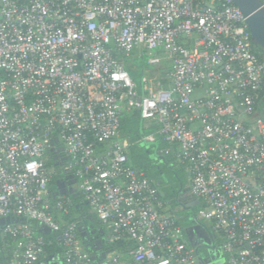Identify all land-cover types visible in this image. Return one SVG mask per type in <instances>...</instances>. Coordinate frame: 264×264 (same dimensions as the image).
<instances>
[{"label": "built area", "instance_id": "2783aa9c", "mask_svg": "<svg viewBox=\"0 0 264 264\" xmlns=\"http://www.w3.org/2000/svg\"><path fill=\"white\" fill-rule=\"evenodd\" d=\"M141 57L150 70L138 86L126 64ZM263 79L232 0H0V217L57 232L62 264H94L63 219L72 200L50 198L61 170L133 264H199L156 182L131 161L120 119L136 109L152 129L143 140L161 139L183 166L193 216L221 241L224 264H264ZM59 145L66 162L47 166ZM0 238L6 264H36L54 244L20 223Z\"/></svg>", "mask_w": 264, "mask_h": 264}, {"label": "trees", "instance_id": "16d2710c", "mask_svg": "<svg viewBox=\"0 0 264 264\" xmlns=\"http://www.w3.org/2000/svg\"><path fill=\"white\" fill-rule=\"evenodd\" d=\"M254 49L258 54L259 59L264 62V49L254 44ZM132 79L139 86V80L142 74L149 72L150 68L146 63V59L141 57L135 63L126 64ZM257 112L259 115L264 116V79L263 88L260 93V99L256 105ZM151 128L144 127V120L141 118L138 110L124 111L120 119V132L121 135L126 137L129 141V152L130 158L133 165L142 171L149 178H152L158 189L162 191V198L173 207L176 201V193L178 190H183L187 185V176L183 169V166L179 164L174 156L172 150L166 152L167 144L161 139L156 140L153 143H149L143 140V137L151 132ZM44 159L47 166L53 165L56 161L53 158L52 151L47 149L44 155ZM64 174L61 170H57L51 178L49 183L50 198L55 199L52 189L55 187V180L62 177ZM160 191V193H161ZM70 197L72 202L75 199L72 195ZM200 206L197 205V209ZM74 204L68 215L64 216V221H75L76 223L80 218L75 216ZM179 221V220H178ZM19 224V223H15ZM78 224V223H77ZM28 227H30L36 234H41L37 231L38 222L35 220H28ZM45 239H50L54 242L51 247L47 248L46 256L50 254H58L61 256L62 248L57 243V232H51L50 234L44 235ZM7 241V240H6ZM8 242V241H7ZM112 247L121 248L124 246L123 243L112 244ZM11 256V247L6 242H2L0 238V264H6Z\"/></svg>", "mask_w": 264, "mask_h": 264}, {"label": "water", "instance_id": "95a60500", "mask_svg": "<svg viewBox=\"0 0 264 264\" xmlns=\"http://www.w3.org/2000/svg\"><path fill=\"white\" fill-rule=\"evenodd\" d=\"M232 1L240 8L243 15L246 17V23L249 27L253 43L264 49V7L262 6L261 0ZM50 150L52 151L53 148L51 147ZM55 185L59 194H70L75 196L77 185L76 177L73 173H65L62 177L57 178L55 180ZM66 185L69 186L65 188ZM197 203L198 201H196V204ZM85 204H88L87 201H85ZM9 223L27 224L28 220L17 216L0 217V227H3ZM79 230H82V225L79 226ZM194 230H199L204 239H200V236L196 235ZM37 231L44 235L50 234L52 232L51 229L43 223H38ZM186 232L187 240L189 244L195 249L199 264H211V248L214 246L216 240L215 235L211 233L206 226L201 225H197L195 228L189 226L186 228ZM81 237L84 242L85 249L88 252H91L92 244L88 242V238L83 232L81 233ZM203 249H205V251H203ZM106 251L109 252V250ZM107 253L104 254V259L106 261L105 264H115L114 260L107 259ZM91 259H94L93 256ZM36 264H62V261L58 254H50L42 258Z\"/></svg>", "mask_w": 264, "mask_h": 264}, {"label": "crops", "instance_id": "0c3cea01", "mask_svg": "<svg viewBox=\"0 0 264 264\" xmlns=\"http://www.w3.org/2000/svg\"><path fill=\"white\" fill-rule=\"evenodd\" d=\"M63 174L65 173L63 172ZM52 191L53 195L59 194L56 185L54 189H52ZM72 197L75 199V201L72 202L75 208L74 214L77 218H80L77 222L79 240L85 248L84 242L81 237V233L83 232L88 238V242L92 244L91 252H88L86 250L89 253L90 257L93 256L94 259H91L92 262L94 264H105L106 261L104 259V254L108 252L106 250H109V252L107 253L108 260H113V258L116 257L117 260L115 261V264H133L131 257L122 249L112 247L110 244L106 243L104 226L97 220L88 204H85V200L82 198L77 188L75 196ZM196 201L198 200L190 193L186 185V188H184L183 190H178V192L176 193L175 205L172 207L179 220V223L183 228L184 238L186 239L188 244L189 242L187 240L186 228H188L189 226H192L194 228L197 225L206 226L209 231L212 232V230L207 226L205 222L195 220L193 216V209H195L198 205V203L196 204ZM80 225H82V230H79ZM194 233L199 236L202 235L199 230H194Z\"/></svg>", "mask_w": 264, "mask_h": 264}, {"label": "flooded vegetation", "instance_id": "af4514ba", "mask_svg": "<svg viewBox=\"0 0 264 264\" xmlns=\"http://www.w3.org/2000/svg\"><path fill=\"white\" fill-rule=\"evenodd\" d=\"M54 155L56 157V162L59 165H62L66 162V154L64 153L62 145L58 146L57 151L54 153ZM68 186L66 185L65 188H67ZM194 210L195 209H193V213L195 212ZM199 238L204 239L203 235H201ZM203 251H205V249H203ZM211 254H212L211 261H210L211 264H224V254L222 251V244H221V241L217 237H216L214 246L211 248Z\"/></svg>", "mask_w": 264, "mask_h": 264}]
</instances>
